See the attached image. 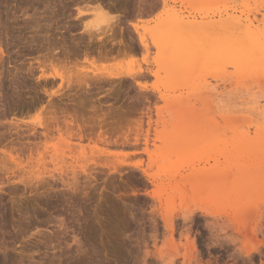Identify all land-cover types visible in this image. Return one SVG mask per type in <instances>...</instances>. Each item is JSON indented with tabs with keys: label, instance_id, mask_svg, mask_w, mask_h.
<instances>
[{
	"label": "rangeland",
	"instance_id": "rangeland-1",
	"mask_svg": "<svg viewBox=\"0 0 264 264\" xmlns=\"http://www.w3.org/2000/svg\"><path fill=\"white\" fill-rule=\"evenodd\" d=\"M103 2L131 55L96 0H0V264H264V0Z\"/></svg>",
	"mask_w": 264,
	"mask_h": 264
},
{
	"label": "bare ground",
	"instance_id": "bare-ground-1",
	"mask_svg": "<svg viewBox=\"0 0 264 264\" xmlns=\"http://www.w3.org/2000/svg\"><path fill=\"white\" fill-rule=\"evenodd\" d=\"M49 1V0H48ZM110 1V0H109ZM109 3V2H108ZM47 4H49L48 2H47ZM113 4V3H112ZM45 5V4H44ZM46 6V5H45ZM49 6V5H48ZM53 6V5H52ZM94 9L96 8V9H98V11L100 10V12H102L103 13V15H105L106 16V18H107V21H113V22H110L109 24H107V26H106V28H103V29H101L99 32H102L103 33V36H101V37H95V36H93V34H94V32H90L89 31V33H88V39H89V41L90 40H92V41H94V40H97L98 41V43H99V46H98V49L97 50H95L96 52V54L95 55H97L98 56V58H97V56H96V58L97 59H99L100 57L101 58H107V56L109 55V54H112L111 52L112 51H114L115 50V53L117 54V55H119V54H124V55H131L132 54V51H134V48H133V46H131V45H129V44H126L125 42H124V40L122 39V38H120L117 42H113V39H114V34H115V31H114V27H116V26H118V24H119V22H120V20L122 19L121 17V15H111L110 14V12L108 11V6H107V4H105L104 2H103V0H96V3L94 4ZM19 8V7H18ZM48 8V7H47ZM46 9V8H45ZM39 11V10H38ZM43 11V10H42ZM45 11V10H44ZM40 12H41V10H40ZM82 11L81 10H79L78 11V14H80ZM22 14V13H21ZM111 15L110 17H109V15ZM35 15V14H34ZM39 16V15H38ZM41 16V15H40ZM39 16V17H40ZM43 16V15H42ZM23 17V16H22ZM24 17H25V15H24ZM23 17V18H24ZM179 17H180V15H179ZM29 18V17H28ZM105 18V19H106ZM183 16H181V18H180V22L179 23H182L183 22ZM27 19V18H26ZM29 20V19H28ZM30 21V20H29ZM106 22V21H105ZM132 26H133V30H134V33L136 34V37H137V41H138V44H139V46H140V48L142 49V50H144V51H146L147 52V50H148V48H149V43L147 42V38L145 37V35H144V33L143 32H141V31H139V26L137 25V24H133L132 23ZM190 26V25H189ZM105 27V26H104ZM191 27H192V25H191ZM249 28V27H248ZM188 29V28H187ZM120 30H121V28H120ZM96 31V30H95ZM247 33H252V31L251 30H248V32ZM120 37H122V34H121V31H120ZM159 38V37H158ZM164 39H165V37H163ZM161 39V38H160ZM160 39H158V40H160ZM154 40V39H153ZM156 41V40H155ZM154 41V42H155ZM162 42V41H161ZM92 44V43H91ZM108 44H110V45H108ZM117 44V47L115 48V45ZM86 46V45H85ZM89 46V45H88ZM95 46V45H94ZM93 46V48H95ZM109 46V47H108ZM87 47V46H86ZM68 48V47H67ZM67 48H66V51H67ZM250 48L252 49V52H254V53H256L257 54V52H259V53H261L263 56H264V50H263V47L260 45V47L258 46V44L256 43V42H254V45H250ZM52 49V48H51ZM54 49V48H53ZM77 49V48H76ZM87 49V51L89 50V49H91V48H89L88 49V47L86 48ZM114 49V50H113ZM53 51V50H52ZM65 51V50H64ZM69 51V50H68ZM71 51V50H70ZM73 51V50H72ZM174 51V50H173ZM173 51H170L169 53H168V55L165 57V58H167V59H171L172 57H174V55L172 56V52ZM50 52V51H49ZM89 53H91V52H93V49L90 51H88ZM251 52V53H252ZM50 53H52V52H50ZM67 55L69 54V52L67 53V52H65ZM72 53V52H71ZM85 54L87 53V52H84ZM94 53V52H93ZM54 54V53H53ZM52 55V54H51ZM70 55V54H69ZM94 55V56H95ZM175 55H179V56H183L184 58L183 59H185L186 57H188V55L186 54V53H184L183 51H181L180 49H179V51L178 52H176V54ZM48 56V55H47ZM94 56H90L91 57V61H89V63L90 64H93V63H95V61H93L94 60ZM51 57V56H50ZM54 57V56H53ZM88 55H85V59L87 60L88 58ZM162 58L161 59H163V56H161ZM193 57V56H192ZM54 58H56V57H54ZM67 58V57H66ZM66 58L64 57L63 59V66H66V65H70V64H74V63H78L77 61L76 62H73V61H68V60H66ZM176 58V57H175ZM174 58V59H175ZM39 59V58H38ZM189 59V58H188ZM90 60V59H89ZM40 61V60H39ZM51 62V64H52V61H50ZM56 62H59V60L56 58ZM86 63V62H85ZM53 65V64H52ZM53 66H55V65H53ZM85 70H87V69H85ZM79 71V72H76L74 75H73V78H66L63 74L64 73H59L58 71H55V74H54V76H57V77H59L61 80H62V82H64V80L66 79V82H68V84H74V85H76V86H84V87H86V86H88L89 87V85L91 84L90 82H93L94 80V78H95V80L96 79H100V78H98L99 76H97L96 74V76H94V75H90V74H88L86 71ZM144 72H145V69H142V68H139L138 70H136V71H134V72H129L128 74H126V76L127 77H129V78H131V79H133L134 81H135V83L138 85V86H140L141 88L143 87H145L139 80H136V76H143L144 75ZM151 73H153V74H155L156 72L155 71H150ZM113 76H110V77H116V78H119L120 76H121V73L120 74H116V75H114V74H112ZM124 75V74H123ZM53 76V77H54ZM103 77V76H102ZM108 77V76H107ZM104 78L105 77H103V80H104ZM108 79V78H107ZM101 80V79H100ZM99 80V81H100ZM105 81H106V78H105ZM95 82V81H94ZM93 82V83H94ZM98 82V81H97ZM96 83V82H95ZM68 86V85H67ZM95 87V86H94ZM110 94V93H109ZM108 95V94H107ZM213 95V94H212ZM215 95V94H214ZM65 96V95H64ZM112 96V95H111ZM64 99V98H63ZM94 99V98H93ZM115 99V98H114ZM52 100V99H51ZM90 100V99H89ZM92 100V99H91ZM57 101V100H56ZM60 103V102H59ZM58 103V104H59ZM62 103V102H61ZM113 103V102H112ZM55 104V103H54ZM65 104V103H64ZM140 104V103H139ZM63 105V104H62ZM61 105V106H62ZM73 105V104H72ZM118 105H120V104H118ZM131 105V104H130ZM136 105V104H135ZM54 106V105H53ZM94 106V105H93ZM117 106V105H116ZM115 106V107H116ZM133 106V105H132ZM73 107V106H72ZM75 107V106H74ZM77 107V106H76ZM79 107V106H78ZM96 107V106H95ZM111 107V106H110ZM115 107H111V110H113L112 112H111V110L110 109H108V111L110 110V113H109V115H108V117H110L111 115L113 116V115H118V114H120L121 112H123V111H121L122 109L119 107V106H117V107H119L120 109H113V108H115ZM128 107V106H127ZM134 107V106H133ZM132 107V109L131 110H133L134 108ZM59 108V107H58ZM61 108V107H60ZM97 108V107H96ZM136 108H139L138 106L136 107ZM126 109V108H125ZM73 110H76V109H73ZM87 110V109H86ZM123 110H124V108H123ZM137 110V109H136ZM136 110H134L135 112H136ZM103 111V110H102ZM125 111V110H124ZM130 111V110H129ZM79 112H81V111H79ZM90 112V111H89ZM147 112V111H146ZM62 113H63V111H62ZM61 113V114H62ZM64 113H66V111H64ZM70 112H68V114H69ZM93 113V112H92ZM106 114H102V115H105L106 117H107V114H108V112H105ZM134 113V112H133ZM67 114V113H66ZM65 114V115H66ZM67 114V115H68ZM71 115L73 114V112H71L70 113ZM83 114V113H82ZM89 114V113H88ZM99 114V113H98ZM101 114V113H100ZM123 115H125L124 113H122ZM143 114V113H142ZM150 113H146V118H147V120H146V124H147V128H146V133L144 134V138H143V149H141L142 151H144V153H147V154H151L150 153V148H149V144H150V142H149V138H148V133H149V127L151 126V124H152V119H151V116L149 115ZM51 115H53V114H51ZM55 115H56V113H55ZM57 115H59L58 113H57ZM70 115V116H71ZM93 115V114H92ZM97 115V114H96ZM137 115V114H136ZM145 115V114H144ZM60 116H62V115H60ZM73 116H75V118L74 119H77L76 118V116L77 115H73ZM78 116H81V115H78ZM104 116V117H105ZM111 116V117H112ZM119 116V115H118ZM96 117V116H95ZM100 117H102V116H100ZM104 117H102V119L104 118ZM105 117V118H106ZM110 117V118H111ZM142 117V116H141ZM53 118V117H52ZM51 118V119H52ZM57 118H58V116H57ZM80 118V117H79ZM79 118H78V120H79ZM82 118V117H81ZM80 118V119H81ZM116 118V117H115ZM118 119H119V117H117ZM124 118V117H123ZM128 118V117H127ZM72 119V118H71ZM70 119V120H71ZM101 119V118H100ZM99 119V120H100ZM109 119V118H108ZM121 119V118H120ZM126 119V118H125ZM129 119V118H128ZM139 119H141V118H139ZM73 120V119H72ZM72 120H71V122H72ZM82 120V119H81ZM94 120V119H93ZM105 120H107V119H105ZM104 120V121H105ZM111 120V119H110ZM109 120V121H110ZM116 120V119H115ZM115 120H112V123H110L111 125H109V126H112V124L113 125H115L114 123H113V121H115ZM53 121V120H52ZM51 121V122H52ZM59 121V120H58ZM61 121H62V119H61ZM76 121V120H75ZM98 121V120H97ZM103 120H100L99 122H100V124H101V126H102V124H103V122H102ZM109 121H108V123H109ZM131 121V120H130ZM134 121V120H133ZM157 120H155V122H156ZM53 122H55V121H53ZM79 122V121H78ZM82 122V121H81ZM102 122V123H101ZM121 122H123V121H121ZM120 122V123H121ZM142 121L140 120V122L136 125V123H134L135 124V129H136V131L133 129V137H134V141H135V143L136 142H139V138H140V136L141 135H143L142 133H141V131H142V123H141ZM56 123V122H55ZM72 123H74V121L72 122ZM90 123V122H89ZM88 123V124H89ZM119 123V122H118ZM118 123H116V125L118 124ZM157 123V122H156ZM78 124V123H77ZM76 124V125H77ZM93 124V123H92ZM100 124H98V125H100ZM51 125V124H50ZM81 125V124H80ZM104 125L106 126L107 125V123L105 124H103V128H104ZM107 125V126H108ZM63 126V125H62ZM79 126V125H78ZM81 126H83V125H81ZM87 127H88V125H86ZM90 126V125H89ZM97 126V125H96ZM101 126H99L100 128H101ZM108 126V127H109ZM118 126H121L120 124H118ZM60 127V126H59ZM71 127V126H70ZM73 127V126H72ZM91 127V126H90ZM113 127H115V126H113ZM117 127V126H116ZM116 127L113 129L112 127H110V128H112L113 130H111V131H113L112 133H114V131L116 130L117 131V129H118V127H117V129H116ZM69 128V127H68ZM75 128V127H74ZM73 128V129H74ZM79 128H80V126H79ZM103 128H101V134H105V132H103L102 133V130H103ZM110 128H109V130L108 131H110ZM120 128V127H119ZM130 128V127H129ZM134 128V127H133ZM156 128V127H155ZM81 129V128H80ZM83 129V128H82ZM81 129V130H82ZM86 129V128H85ZM84 129V130H85ZM88 129H89V127H88ZM91 129V128H90ZM108 129V128H107ZM107 129H105L104 131H106ZM182 129V128H181ZM79 130V129H78ZM60 131V130H59ZM77 131V130H76ZM89 131V130H88ZM96 131V130H95ZM107 131V132H108ZM111 131H110V133H111ZM115 131V132H116ZM118 131H120V130H118ZM126 131V130H125ZM80 132V131H79ZM84 132V131H83ZM93 132V131H92ZM91 132V133H92ZM106 132V133H107ZM127 132V131H126ZM129 132L131 133V130L129 129ZM80 133H82V132H80ZM85 133V132H84ZM128 134L129 136L130 135H132V133L131 134ZM62 134V133H61ZM86 134V133H85ZM101 134H99V137L100 136H102ZM115 134V133H114ZM121 134V133H120ZM125 134V133H124ZM65 135V134H64ZM87 135V134H86ZM82 136V135H81ZM88 136H89V134H88ZM96 136V135H95ZM104 136V135H103ZM113 136V135H112ZM115 136V135H114ZM122 136H123V134H122ZM106 137H108V135H106ZM106 137H105V139H106ZM124 137H127V135L125 136L124 135ZM87 138V137H86ZM99 139V138H98ZM125 139V138H124ZM128 140H129V138H127ZM132 139V138H131ZM108 140V139H107ZM126 140V139H125ZM128 140H126L127 142H128ZM64 141V140H63ZM102 142H103V140H101ZM106 141V140H105ZM105 141H104V143H105ZM111 141V140H110ZM110 141H107V142H110ZM114 141H117L116 139L114 140ZM119 141V140H118ZM124 140H122V142H123ZM130 141V140H129ZM154 141V140H153ZM127 142H124V143H127ZM120 143H121V141H120ZM124 143H122V144H124ZM129 143V142H128ZM130 143H132V142H130ZM137 144V143H136ZM136 144H134V145H136ZM125 146H126V144H125ZM135 147V146H134ZM74 149V148H73ZM136 152V151H135ZM141 152V151H140ZM131 153V152H130ZM133 153V152H132ZM129 154V153H128ZM72 155V154H71ZM135 156V155H134ZM59 157V156H58ZM57 155L55 156V157H53L52 159L53 160H57ZM126 157V156H125ZM127 157H128V155H127ZM41 159H42V157H40ZM59 160V159H58ZM62 161V160H61ZM76 161V160H75ZM57 164H59V163H57ZM56 164V165H57ZM70 165V164H69ZM47 166V165H46ZM138 166V165H137ZM48 168V167H47ZM139 168V167H138ZM54 169H56V168H54ZM52 171V170H51ZM206 171V170H205ZM203 172H204V169H203ZM22 173V172H21ZM35 174V173H34ZM39 174V173H38ZM48 174V173H47ZM61 176V175H60ZM62 176H63V174H62ZM264 244V243H263ZM194 246V245H193ZM194 248V247H193ZM193 250H195V249H193ZM251 250V249H250ZM256 250V249H255ZM208 264V263H207Z\"/></svg>",
	"mask_w": 264,
	"mask_h": 264
}]
</instances>
